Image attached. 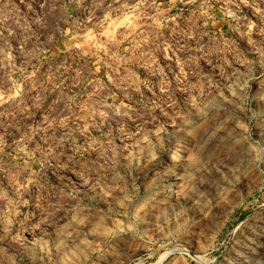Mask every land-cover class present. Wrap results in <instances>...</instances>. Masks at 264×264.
<instances>
[{
	"label": "rangeland",
	"instance_id": "rangeland-1",
	"mask_svg": "<svg viewBox=\"0 0 264 264\" xmlns=\"http://www.w3.org/2000/svg\"><path fill=\"white\" fill-rule=\"evenodd\" d=\"M0 264H264V0H0Z\"/></svg>",
	"mask_w": 264,
	"mask_h": 264
},
{
	"label": "bare ground",
	"instance_id": "bare-ground-1",
	"mask_svg": "<svg viewBox=\"0 0 264 264\" xmlns=\"http://www.w3.org/2000/svg\"><path fill=\"white\" fill-rule=\"evenodd\" d=\"M261 257V256H260Z\"/></svg>",
	"mask_w": 264,
	"mask_h": 264
}]
</instances>
